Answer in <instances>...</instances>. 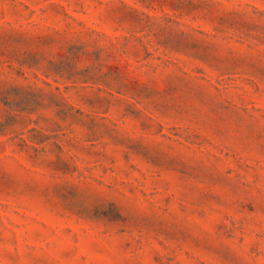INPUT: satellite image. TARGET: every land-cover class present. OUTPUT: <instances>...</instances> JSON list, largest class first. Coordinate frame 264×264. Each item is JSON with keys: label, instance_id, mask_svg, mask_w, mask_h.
Segmentation results:
<instances>
[{"label": "rangeland", "instance_id": "rangeland-1", "mask_svg": "<svg viewBox=\"0 0 264 264\" xmlns=\"http://www.w3.org/2000/svg\"><path fill=\"white\" fill-rule=\"evenodd\" d=\"M0 264H264V0H0Z\"/></svg>", "mask_w": 264, "mask_h": 264}]
</instances>
